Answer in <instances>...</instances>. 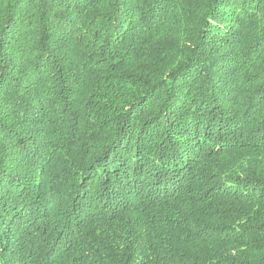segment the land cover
<instances>
[{
    "label": "trees",
    "instance_id": "16d2710c",
    "mask_svg": "<svg viewBox=\"0 0 264 264\" xmlns=\"http://www.w3.org/2000/svg\"><path fill=\"white\" fill-rule=\"evenodd\" d=\"M0 264H264V0H0Z\"/></svg>",
    "mask_w": 264,
    "mask_h": 264
}]
</instances>
